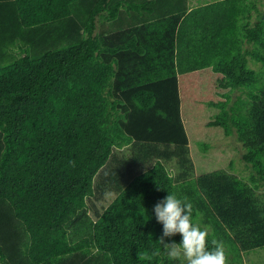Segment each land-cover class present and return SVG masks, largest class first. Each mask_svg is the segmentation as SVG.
<instances>
[{"label": "trees", "instance_id": "1", "mask_svg": "<svg viewBox=\"0 0 264 264\" xmlns=\"http://www.w3.org/2000/svg\"><path fill=\"white\" fill-rule=\"evenodd\" d=\"M261 5L0 0V264H181L168 193L228 264L264 249ZM235 134L253 186L211 156Z\"/></svg>", "mask_w": 264, "mask_h": 264}, {"label": "clouds", "instance_id": "2", "mask_svg": "<svg viewBox=\"0 0 264 264\" xmlns=\"http://www.w3.org/2000/svg\"><path fill=\"white\" fill-rule=\"evenodd\" d=\"M70 164L75 166V161H70ZM192 209L193 205L187 198L181 200L171 193L154 206L157 222L163 224V235L159 243L164 253L169 259L180 261L181 264H228L222 241L213 240L214 247L208 248L209 233L193 222ZM176 234L182 237L180 243L165 242V237ZM144 258L147 257H141Z\"/></svg>", "mask_w": 264, "mask_h": 264}, {"label": "rangeland", "instance_id": "3", "mask_svg": "<svg viewBox=\"0 0 264 264\" xmlns=\"http://www.w3.org/2000/svg\"><path fill=\"white\" fill-rule=\"evenodd\" d=\"M216 0H189V4L192 7L197 5H203L208 2ZM260 10L264 11V5H261ZM256 67V65H252ZM247 153V149L244 144L239 140L238 135H232L223 138H217L213 142L211 149V156L218 162L220 166H223L230 174H234L237 177L243 179L248 185H254L255 180L259 178L251 164H248L244 155ZM256 176V178H255ZM258 192L264 196V185L262 184L258 188ZM233 259L231 264H264V249L251 252L249 254H243L241 259H237L230 256Z\"/></svg>", "mask_w": 264, "mask_h": 264}, {"label": "crops", "instance_id": "4", "mask_svg": "<svg viewBox=\"0 0 264 264\" xmlns=\"http://www.w3.org/2000/svg\"><path fill=\"white\" fill-rule=\"evenodd\" d=\"M189 5H190V4H189ZM197 6H200V5H197ZM197 6H195V7H197ZM190 7H191V8H194V7H192L191 5H190Z\"/></svg>", "mask_w": 264, "mask_h": 264}]
</instances>
